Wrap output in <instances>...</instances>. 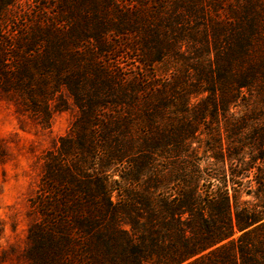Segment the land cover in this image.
Here are the masks:
<instances>
[{"label":"trees","instance_id":"obj_1","mask_svg":"<svg viewBox=\"0 0 264 264\" xmlns=\"http://www.w3.org/2000/svg\"><path fill=\"white\" fill-rule=\"evenodd\" d=\"M17 1L0 0V91L46 115L64 90L79 109L42 157L27 264H264V221L252 226L264 218L263 179L254 174V190L243 181L260 169L264 122L249 142L243 118L233 124L228 158L247 147L249 162L233 158L228 173L189 151L194 124L228 112L242 89L264 95V0H32L45 15L30 8L29 20ZM112 36L138 64L111 56ZM168 60L193 79L138 73Z\"/></svg>","mask_w":264,"mask_h":264},{"label":"rangeland","instance_id":"obj_2","mask_svg":"<svg viewBox=\"0 0 264 264\" xmlns=\"http://www.w3.org/2000/svg\"><path fill=\"white\" fill-rule=\"evenodd\" d=\"M46 5V0H40ZM31 6L28 8L27 4ZM52 4V1H49ZM32 0H19L13 6L16 14H22L29 20L30 16L45 15L39 13ZM30 8L33 9L28 15ZM22 18L24 19V17ZM21 22V21H20ZM113 49L111 56L119 55L121 64H138L135 49L128 48L131 44L125 37L112 36ZM165 64V65H164ZM153 70L157 75H163L164 70H174L176 75L188 79L192 78V69L185 63H175L168 60L165 63L156 62L151 67L141 66L138 71L146 75ZM205 92L193 93L190 102L196 104ZM168 117L173 125L180 122V115L173 111ZM79 115V109L68 94L61 90L54 97L48 107V114L31 111L23 100L15 93L5 94L0 91V264H27L25 249L28 245L27 230L34 220V214L29 207V198L35 193L39 176L43 168V155L54 148L60 137L67 136L72 123ZM192 118V117H190ZM243 118L247 126L240 129L244 141L247 137L256 136L259 127L264 122V95L259 96L254 90L242 89L235 103L230 105L225 114L218 112L216 115L207 116L205 122L194 124L195 131L189 138V151L198 161L200 167L213 169L218 173L224 168L229 172L230 162L234 158L244 155L245 162H249V148L245 147L238 156L228 158V146L235 145L238 132L232 127L236 120ZM164 121V120H157ZM239 131V130H238ZM237 133V134H236ZM248 176L243 181H251V189L257 186L254 174L263 179V191L255 199L258 205L264 202V154L262 159L255 160ZM256 172V173H255ZM117 191L110 194L111 200H118ZM241 199L254 201L252 195L241 193ZM264 218L252 226L263 222ZM125 229L129 225L122 223ZM250 228V227H249ZM234 233L233 237L240 234ZM205 252V251H204Z\"/></svg>","mask_w":264,"mask_h":264}]
</instances>
